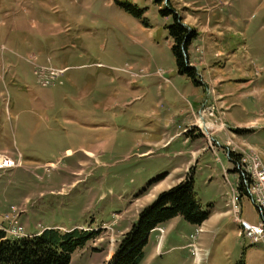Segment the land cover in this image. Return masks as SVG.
<instances>
[{"label": "rangeland", "instance_id": "obj_1", "mask_svg": "<svg viewBox=\"0 0 264 264\" xmlns=\"http://www.w3.org/2000/svg\"><path fill=\"white\" fill-rule=\"evenodd\" d=\"M167 2L196 32L198 82L177 71ZM244 156L264 168V0H0V158L17 164L0 168L8 235L100 229L70 264H108L139 212L191 175L207 238L166 222L140 264H264V243L233 217L234 190L241 217L260 218L240 189Z\"/></svg>", "mask_w": 264, "mask_h": 264}, {"label": "trees", "instance_id": "obj_2", "mask_svg": "<svg viewBox=\"0 0 264 264\" xmlns=\"http://www.w3.org/2000/svg\"><path fill=\"white\" fill-rule=\"evenodd\" d=\"M155 1L161 4L164 0ZM160 12L173 15L174 22L169 26V33L173 40L172 51L177 71L198 82L196 68L191 65L188 55V46L196 35L195 30L183 23L182 17L169 2ZM244 188L241 182L240 189L245 191ZM175 217L196 226H201L209 217L201 209L191 175H186L180 182L161 192L139 212L137 220L120 239L108 264H140L150 233ZM99 232L100 229L52 228L30 236L10 237L0 228V264H70L72 255L96 239Z\"/></svg>", "mask_w": 264, "mask_h": 264}, {"label": "built area", "instance_id": "obj_3", "mask_svg": "<svg viewBox=\"0 0 264 264\" xmlns=\"http://www.w3.org/2000/svg\"><path fill=\"white\" fill-rule=\"evenodd\" d=\"M42 84H46V81H42ZM204 116V115H203ZM209 123H206V128L209 129L208 125ZM239 162V170L241 172V182L243 186L245 187V193L246 195L251 199L253 202L255 208L259 212L260 218L259 222L256 224H252L244 220L241 215V207L239 205L240 196L236 194V192L233 190L230 199H235L236 201V215L233 217L235 220H241L242 221V236L244 239L248 240L249 242L255 244L259 242L264 243V176L262 174V169L258 168L257 159L256 157L251 156H244ZM17 166V164L7 157L0 158V168H5L9 166ZM7 233L8 231L3 228ZM156 231H158L159 236L158 239H161V243L163 241V235L165 234V228L162 226H159L156 228ZM22 230L17 229L14 231L13 234H21ZM11 234V235H13ZM197 232L193 235H191V239L193 242V239H196ZM190 242V243H191ZM190 243L188 244V248L190 250Z\"/></svg>", "mask_w": 264, "mask_h": 264}, {"label": "crops", "instance_id": "obj_4", "mask_svg": "<svg viewBox=\"0 0 264 264\" xmlns=\"http://www.w3.org/2000/svg\"><path fill=\"white\" fill-rule=\"evenodd\" d=\"M184 175L183 176H181L180 178H179V182L182 180V179H184ZM226 213H231V214H233L232 212H231V209L229 208V209H227L226 211H224V212H221V213H215V214H217V215H222V214H226ZM214 214V215H215ZM234 215V214H233ZM211 217H212V215H209V217H208V219L207 220H205L203 223H202V227H204L205 228V232H203L202 234H201V239H206L207 238V236H208V233H209V231H210V226L211 225H207V222H209V220L211 219ZM179 217H175V218H173V219H171L170 221H168V224H170V226H171V223L174 221V220H177ZM199 229V228H198ZM152 233H157V231H155V230H153L151 233H150V235L152 234ZM149 235V236H150ZM166 238H168V235L166 234L165 235V238H164V240H166ZM161 242V241H160Z\"/></svg>", "mask_w": 264, "mask_h": 264}, {"label": "bare ground", "instance_id": "obj_5", "mask_svg": "<svg viewBox=\"0 0 264 264\" xmlns=\"http://www.w3.org/2000/svg\"><path fill=\"white\" fill-rule=\"evenodd\" d=\"M198 126H203V124H202V122H201L200 120H199V122H198ZM261 169H262V174H263V176H264V168H261ZM234 201H235V200H234ZM234 201L232 202L231 206H232V209H233V210H236V203H235ZM239 223H240V222H239ZM13 235H16V236L18 235V236H19V235H21V234H13ZM159 243H160V242H159ZM193 245H194V244H193ZM196 256H197V255H196ZM197 258L200 259V257H198V256H197Z\"/></svg>", "mask_w": 264, "mask_h": 264}]
</instances>
